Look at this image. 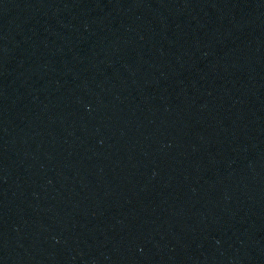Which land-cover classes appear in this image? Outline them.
I'll return each mask as SVG.
<instances>
[{"label":"water","instance_id":"1","mask_svg":"<svg viewBox=\"0 0 264 264\" xmlns=\"http://www.w3.org/2000/svg\"><path fill=\"white\" fill-rule=\"evenodd\" d=\"M0 264H264V0H0Z\"/></svg>","mask_w":264,"mask_h":264}]
</instances>
